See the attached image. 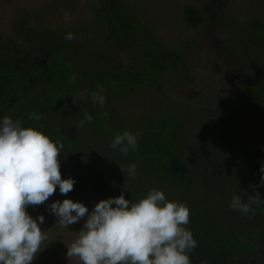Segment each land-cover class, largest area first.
<instances>
[{"label": "trees", "instance_id": "1", "mask_svg": "<svg viewBox=\"0 0 264 264\" xmlns=\"http://www.w3.org/2000/svg\"><path fill=\"white\" fill-rule=\"evenodd\" d=\"M89 12L90 22L84 28L49 25L29 13L11 24L9 35L0 36V119L8 115L21 120L23 127H34L64 145L62 178L75 181L73 190L64 195L67 199L99 202L123 192L125 199L136 202L156 187L189 193L191 203L184 198L178 201L190 210L185 227L197 241V247L188 253L191 264H264V203L235 216L227 208L234 194L246 202L247 194L259 191L264 199V185L260 184L264 146L243 150L228 142V187L207 177L199 179L194 164L195 157L204 152L202 141L210 134L234 142L236 137L230 135L235 124L239 126L246 115L259 118L264 112V92L254 79L264 64V21L253 17L239 23L242 28L234 49L244 56L245 64L240 70L236 110L212 119L198 132V124L188 121L176 107L132 115L123 114L115 105L143 88L162 90L170 77L190 84V53L196 42L189 40L180 49L170 46L155 24L140 19L124 0H91ZM183 16L190 29L203 23V14L195 5H187ZM67 33L75 38L65 39ZM101 89L103 108L93 104L90 95L73 102L81 91L90 94ZM85 112L93 119L80 127ZM33 113L41 119L37 121ZM124 131L139 133L137 149H130L126 157L110 147L115 135ZM102 151L107 157L99 161ZM201 156L206 158L204 163L211 157L207 149ZM132 163L137 165V183L126 171ZM200 183L216 184L212 190L216 199H204ZM36 208L30 206L27 211L32 216Z\"/></svg>", "mask_w": 264, "mask_h": 264}, {"label": "clouds", "instance_id": "2", "mask_svg": "<svg viewBox=\"0 0 264 264\" xmlns=\"http://www.w3.org/2000/svg\"><path fill=\"white\" fill-rule=\"evenodd\" d=\"M74 38L72 33L65 36L68 40ZM101 93L102 89L90 94L81 91L73 102L90 95L93 104L103 108L105 97ZM32 115L37 121L41 119ZM92 119L85 112L79 126L84 127ZM138 135L124 131L115 135L110 147L126 157L130 149H137ZM63 147L44 132L23 127L21 120L8 115L0 119V264H32L47 240L40 227L45 217L34 219L27 209L48 201L57 186L62 195L73 190L74 179H63L60 171ZM120 168L124 173L125 168ZM136 170L135 163L126 169L133 177ZM260 171L264 173V165ZM260 184L264 185V175ZM261 203L264 199L256 191L254 195L247 194L246 202L234 194L229 207L248 214L252 205ZM49 211L61 228L86 218L66 253L68 260L77 258L81 264H191L188 253L197 247L192 232L185 227L189 208L182 202L167 200L164 192L156 188L136 202L125 199L123 192L118 197L102 199L91 212L83 203L71 199L51 203Z\"/></svg>", "mask_w": 264, "mask_h": 264}, {"label": "rangeland", "instance_id": "3", "mask_svg": "<svg viewBox=\"0 0 264 264\" xmlns=\"http://www.w3.org/2000/svg\"><path fill=\"white\" fill-rule=\"evenodd\" d=\"M124 1L132 6L140 19L155 24L157 32L170 46L180 49L192 40L196 42V48L190 53L193 66V81L190 84H183L170 77L164 82L162 90L153 87L143 88L115 102L118 109L123 114L130 112L132 115H138L147 110L164 111L176 107L183 112L188 121L198 124V132L212 119L225 117L224 113L230 114V110L233 113L239 103L242 75L240 70L245 64L244 56L234 49V44L238 33L241 32L239 28L244 22L253 17L264 21V0ZM90 2L91 0H0V36L9 35L11 24L29 13L37 15L39 17L37 20L49 25L87 27L91 18ZM187 5L197 6L203 14V23L196 30L188 28L184 22L183 12ZM33 15L30 18L37 21ZM121 60L126 64L124 57H121ZM254 79L264 92V64L261 71L255 73ZM237 126L235 124L236 129L230 135L236 137L234 142L229 137L223 139L216 135L217 138H214L212 134L202 141L201 147L204 152L206 149L210 152L208 162L204 163L206 158L201 156L204 152L195 157L194 151V157L198 158L194 164L196 171L199 172L197 173L199 179L207 177L218 186L228 187L230 178L227 177L231 176L225 169V159L230 152L228 142L239 144L243 150L264 146V112L259 118L246 115ZM197 137L195 134V138ZM106 157L105 151L99 153V161ZM132 181L137 183V177H133ZM200 184L204 199H216L212 193L216 184ZM163 188L156 187L164 192L166 198L176 202L184 198L191 203L192 197L188 195L189 193L184 195L181 191H167ZM64 199L67 198L56 187L54 195L44 204L37 206L32 215L34 219L40 215L45 217L40 227L48 237L32 264H81L77 258L68 260L66 253L67 246L76 238L77 231L81 229L86 218L69 225L68 228H61L56 225L57 217L49 211L51 203L57 200L62 202ZM222 199H225V195ZM82 203L91 212L98 201L87 198ZM227 208L230 209L229 206ZM229 211H233L232 216L238 212L231 209Z\"/></svg>", "mask_w": 264, "mask_h": 264}]
</instances>
